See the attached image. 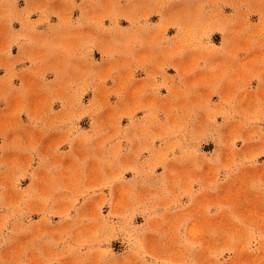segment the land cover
<instances>
[{"label":"rangeland","instance_id":"obj_1","mask_svg":"<svg viewBox=\"0 0 264 264\" xmlns=\"http://www.w3.org/2000/svg\"><path fill=\"white\" fill-rule=\"evenodd\" d=\"M0 264H264V0H0Z\"/></svg>","mask_w":264,"mask_h":264}]
</instances>
